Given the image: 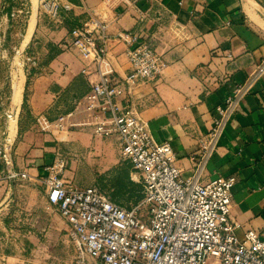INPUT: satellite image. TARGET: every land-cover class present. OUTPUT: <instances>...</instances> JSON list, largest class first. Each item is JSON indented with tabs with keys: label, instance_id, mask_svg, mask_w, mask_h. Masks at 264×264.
Segmentation results:
<instances>
[{
	"label": "crops",
	"instance_id": "1",
	"mask_svg": "<svg viewBox=\"0 0 264 264\" xmlns=\"http://www.w3.org/2000/svg\"><path fill=\"white\" fill-rule=\"evenodd\" d=\"M57 1L61 5L57 19L33 8L35 18L23 41L24 50L34 51L37 66L27 100L33 122L25 126L16 145L20 172L42 176L61 141L87 156L90 152V159L97 155L100 168L115 166L116 149L111 147L115 139L93 141L88 129L58 137L43 132L37 123L40 117L55 120L69 111L89 91V82L98 80L91 60L61 48L70 31L88 20L89 11L107 24L111 38L128 31L152 38L156 53L167 62L160 77L140 80L131 91L133 111L155 140L170 143L182 176L191 177V155L199 149V139L213 129L216 108L264 59V0H87L86 8L75 4L70 10L65 9L68 0ZM125 49L124 44L113 43L110 52L121 77L131 72ZM84 68L87 75L81 73ZM23 103L12 120L16 123L12 140L19 137ZM232 175L237 177L231 212L239 225L236 234L243 238L254 230L264 237V75L225 126L203 180Z\"/></svg>",
	"mask_w": 264,
	"mask_h": 264
},
{
	"label": "built area",
	"instance_id": "2",
	"mask_svg": "<svg viewBox=\"0 0 264 264\" xmlns=\"http://www.w3.org/2000/svg\"><path fill=\"white\" fill-rule=\"evenodd\" d=\"M39 2L43 12L58 18L61 5L57 0ZM86 2L68 0L65 9L75 4L86 8ZM87 14L88 20L70 31L69 41L61 48L91 60L98 80L89 82V91L69 111L55 120L40 117L37 123L43 132L54 135L88 129L93 136L115 138L133 180L142 188V200L128 209L96 186L81 188L66 182L62 158L45 165L42 176L22 171L11 173V178L42 187L48 203L69 225V238L79 254L77 264L88 260L93 264H264V237L254 230L245 232L243 238L236 234L239 225L231 212L237 177L203 180L225 126L264 75V59L249 80L216 108L213 129L199 139V149L191 155L194 173L185 178L170 143L155 140L134 113L131 101L138 82L160 77L167 62L156 53L152 38L143 39L131 31L111 38L107 24L94 12ZM113 43L126 48L131 72L124 77L116 73L111 61ZM87 72L84 68L81 73ZM6 146L0 145V157L8 165Z\"/></svg>",
	"mask_w": 264,
	"mask_h": 264
},
{
	"label": "rangeland",
	"instance_id": "3",
	"mask_svg": "<svg viewBox=\"0 0 264 264\" xmlns=\"http://www.w3.org/2000/svg\"><path fill=\"white\" fill-rule=\"evenodd\" d=\"M36 6L42 9L39 0H0V145L5 144L10 149V164L0 157V264H77L79 254L69 238V225L57 208L48 204L42 187L10 175L20 172L15 162L16 145L25 126L33 122L27 100L37 60L33 50H24L23 41L30 20L35 18L33 8ZM17 85L22 87L21 100L15 102ZM23 100L19 137L12 140L10 135L16 126L12 120H16ZM8 121L10 126H7ZM92 139L115 138L92 135ZM116 141L111 146L116 149L115 166L108 169L99 167V157L94 155L93 148L94 161L90 159V152L87 156L77 146H65L63 144L68 143L62 141L56 143L58 151L54 160L65 161L66 182L84 188L96 186L114 202L131 209L142 200V188L133 180L131 167L123 160ZM87 264L93 262L88 260Z\"/></svg>",
	"mask_w": 264,
	"mask_h": 264
},
{
	"label": "bare ground",
	"instance_id": "4",
	"mask_svg": "<svg viewBox=\"0 0 264 264\" xmlns=\"http://www.w3.org/2000/svg\"><path fill=\"white\" fill-rule=\"evenodd\" d=\"M16 88H17V91H16V93H15V94H16V95H15V102H18V101L21 100L20 98H21V88H22V87L19 88L18 85H17ZM15 102H14V103H15ZM19 103H20V102H19ZM16 105H17V104H16Z\"/></svg>",
	"mask_w": 264,
	"mask_h": 264
}]
</instances>
